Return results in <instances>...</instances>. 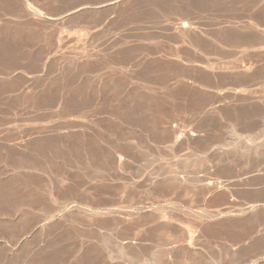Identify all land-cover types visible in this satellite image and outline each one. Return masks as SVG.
I'll return each mask as SVG.
<instances>
[{"label":"rangeland","instance_id":"rangeland-1","mask_svg":"<svg viewBox=\"0 0 264 264\" xmlns=\"http://www.w3.org/2000/svg\"><path fill=\"white\" fill-rule=\"evenodd\" d=\"M261 238L264 0H0V264H264Z\"/></svg>","mask_w":264,"mask_h":264},{"label":"bare ground","instance_id":"bare-ground-1","mask_svg":"<svg viewBox=\"0 0 264 264\" xmlns=\"http://www.w3.org/2000/svg\"><path fill=\"white\" fill-rule=\"evenodd\" d=\"M178 31H177V35H180L181 37H183L184 35L185 36H187V34L189 33V26H188V24L187 23H181V24H178L177 25V28H176ZM189 35V34H188ZM184 36V37H185ZM108 56V55H107ZM106 56V57H107ZM110 56V55H109ZM98 57V56H97ZM103 59V58H102ZM104 60V59H103ZM111 60V59H110ZM114 60V59H113ZM109 63V62H108ZM144 70V69H143ZM129 71V70H128ZM122 73V72H121ZM110 74V73H109ZM129 79V78H128ZM175 80V79H174ZM197 81V80H196ZM147 82V81H146ZM192 98V97H191ZM206 105V104H205ZM205 108V107H204ZM194 110V109H193ZM118 131V130H117ZM186 134V135H185ZM184 135H183V137H184V139H185V137H187V139H192V138H194L195 136H196V134H194V133H191V134H187V133H185ZM181 136V135H180ZM183 137L181 136V137H177V138H174L175 139V144L176 143H181V142H183ZM196 138V137H195ZM184 144V143H183ZM217 184V183H216ZM206 186H210V184H208V185H206ZM213 186V185H212ZM211 186V188H213ZM226 186V185H225ZM228 192V191H227ZM210 194V193H209ZM219 195V194H218ZM249 198V197H248ZM248 202V201H247ZM262 202V201H261ZM254 209V206L253 207H251L250 209H248L246 212H243L244 214H248V213H250V212H252V210ZM257 212V211H256ZM252 214V213H251ZM253 214H254V212H253ZM263 215V214H262ZM255 216V215H254ZM247 217V216H246ZM246 217H245V220H246ZM248 218H250V217H248ZM243 219H240L239 221H242ZM244 220V221H245ZM239 221H234V222H236V223H238ZM249 221V220H248ZM251 221V220H250ZM243 222V221H242ZM230 223V222H229ZM232 223V222H231ZM245 223V222H244ZM244 223H243V225H244ZM247 223V222H246ZM245 223V224H246ZM241 224H239V226H240ZM238 226V225H237ZM173 229V228H172ZM171 230V229H170ZM174 231V230H173ZM199 234V233H198ZM260 238V237H259ZM263 238H261V240L259 239V241L261 242V241H263L262 240ZM191 240V239H190ZM198 240V239H197ZM257 243H258V241L257 240H255ZM254 243V242H253ZM260 244V243H259ZM263 245H264V241H263ZM253 246H255V244L253 245ZM256 247V246H255ZM263 250V249H262ZM264 251V250H263ZM264 254H262V256H263ZM260 257V256H259ZM262 261V260H261Z\"/></svg>","mask_w":264,"mask_h":264}]
</instances>
